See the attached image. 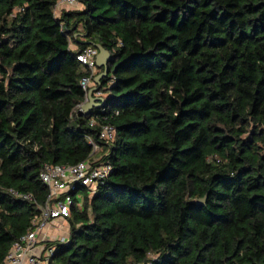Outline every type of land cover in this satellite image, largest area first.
Segmentation results:
<instances>
[{
  "label": "trees",
  "instance_id": "trees-1",
  "mask_svg": "<svg viewBox=\"0 0 264 264\" xmlns=\"http://www.w3.org/2000/svg\"><path fill=\"white\" fill-rule=\"evenodd\" d=\"M58 2L0 0V264L44 166L81 162L111 170L75 185L56 264H264V0ZM90 44L111 60L82 114Z\"/></svg>",
  "mask_w": 264,
  "mask_h": 264
},
{
  "label": "built area",
  "instance_id": "built-area-1",
  "mask_svg": "<svg viewBox=\"0 0 264 264\" xmlns=\"http://www.w3.org/2000/svg\"><path fill=\"white\" fill-rule=\"evenodd\" d=\"M76 6V0H59L54 11L58 13L62 9L68 10ZM97 54L95 48H85L77 55L76 60L94 74ZM89 83L90 79H82L81 88L86 91ZM81 106H78L79 111ZM101 138L106 142H112L114 130L110 126L103 127ZM89 143L96 152L98 147L91 141ZM110 170L108 164L94 167L89 162H81L74 166L45 165L40 179L48 188V198L40 208L38 217L31 222L28 233L12 245L3 264H56L52 260L54 250L47 247L46 243L65 242L68 239L66 218L69 217L74 204L72 196L75 193L71 192L74 191L75 185L86 187L91 195L107 178Z\"/></svg>",
  "mask_w": 264,
  "mask_h": 264
},
{
  "label": "water",
  "instance_id": "water-1",
  "mask_svg": "<svg viewBox=\"0 0 264 264\" xmlns=\"http://www.w3.org/2000/svg\"><path fill=\"white\" fill-rule=\"evenodd\" d=\"M90 46L94 47L98 51V54L95 58L96 67L98 69L103 68L104 71L94 79L95 87L91 88L88 93V102L81 106L80 111L82 112V114H88L91 109L97 108L102 105L103 100L101 98H95L93 97V95L99 91L100 80L108 74L107 65L111 60L110 54L106 50H104L103 47L98 44H90ZM197 203H204V199L199 200Z\"/></svg>",
  "mask_w": 264,
  "mask_h": 264
},
{
  "label": "rangeland",
  "instance_id": "rangeland-1",
  "mask_svg": "<svg viewBox=\"0 0 264 264\" xmlns=\"http://www.w3.org/2000/svg\"><path fill=\"white\" fill-rule=\"evenodd\" d=\"M77 8H79V5H77V6L74 7V8H71L70 10H74V9H77ZM85 196L89 197L90 195H89V193H87V195H86V193H80V194L78 195V198H79L80 200H82L83 197H85Z\"/></svg>",
  "mask_w": 264,
  "mask_h": 264
}]
</instances>
